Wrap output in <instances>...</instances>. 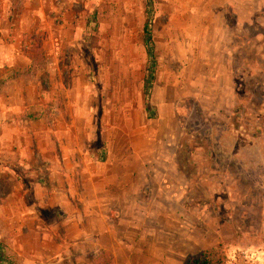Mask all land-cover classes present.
Masks as SVG:
<instances>
[{"label":"rangeland","instance_id":"obj_1","mask_svg":"<svg viewBox=\"0 0 264 264\" xmlns=\"http://www.w3.org/2000/svg\"><path fill=\"white\" fill-rule=\"evenodd\" d=\"M146 1L0 0V45L11 54V62L0 64L4 264L26 258L17 244L34 246L35 234L51 215L44 207L47 176L39 157L45 123L38 119L37 105L44 119L69 127L74 122L83 146L99 158L105 152L103 138H127L132 150L142 131L157 123L146 118L143 99L149 67L142 32ZM151 1L156 73L159 60L166 64L171 56L180 57L194 33L211 42L216 38L219 51L224 48L232 57L231 95L180 99L177 120L167 119L178 124V163L193 180L194 198L209 203V226L220 230L219 240L211 234L209 243L221 245L226 264L232 252L253 253L264 241V231L253 224L264 201V0ZM33 12L39 18H32ZM158 98L152 93V105ZM9 105L16 110L10 113ZM16 228L29 233V239L16 240ZM104 253L94 264H123L120 257L109 259Z\"/></svg>","mask_w":264,"mask_h":264},{"label":"crops","instance_id":"obj_2","mask_svg":"<svg viewBox=\"0 0 264 264\" xmlns=\"http://www.w3.org/2000/svg\"><path fill=\"white\" fill-rule=\"evenodd\" d=\"M31 17L39 18L36 12ZM209 40L194 33L180 57L169 56L167 65L159 60L151 90V95L159 96L153 104L157 116L148 119L157 123L142 131L139 146L132 150L127 138L114 142L106 137L105 152L99 158L83 146L74 122L69 127L60 120L44 119L43 107L36 106L41 112L37 118L45 123L39 158L47 176L44 207L51 215L44 221V230L36 228L34 246L17 244V250L27 253L25 259L16 258L17 264L30 260L94 264L95 257L104 252L120 257L123 264H182L187 255L215 246H210V235L219 240V227L209 226L207 199L193 196V180L178 163L182 145L178 124L167 122L177 120L180 99L231 95L232 57L224 48L219 51L216 38ZM0 48L4 49L0 64L8 58L11 62L10 49ZM7 110L14 112L16 106L9 105ZM258 205L259 217L253 224L261 232L264 201ZM14 233L16 240L23 235L29 239V233L21 234L17 228ZM253 252L264 256V241Z\"/></svg>","mask_w":264,"mask_h":264},{"label":"trees","instance_id":"obj_3","mask_svg":"<svg viewBox=\"0 0 264 264\" xmlns=\"http://www.w3.org/2000/svg\"><path fill=\"white\" fill-rule=\"evenodd\" d=\"M146 20L142 25L143 32V45L146 51L147 58L149 60V67H147L145 74L143 76V98L145 103V112L147 119L156 118L157 114L154 106L150 102L151 90L153 82L155 79V66L156 57L154 54V43L152 40L151 26H152V1H146ZM109 259L112 258L108 254ZM0 262L4 264V257L0 253ZM12 264V263H10ZM182 264H225V259L223 258V251L221 245L217 244L215 246L209 247L195 254L187 255Z\"/></svg>","mask_w":264,"mask_h":264},{"label":"built area","instance_id":"obj_4","mask_svg":"<svg viewBox=\"0 0 264 264\" xmlns=\"http://www.w3.org/2000/svg\"><path fill=\"white\" fill-rule=\"evenodd\" d=\"M226 264H264V256L256 252H248L244 249L232 252L229 255Z\"/></svg>","mask_w":264,"mask_h":264}]
</instances>
